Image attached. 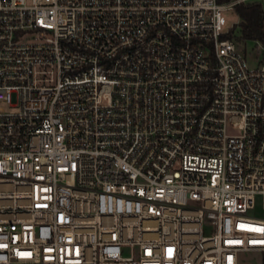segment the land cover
<instances>
[{
  "label": "built area",
  "instance_id": "built-area-1",
  "mask_svg": "<svg viewBox=\"0 0 264 264\" xmlns=\"http://www.w3.org/2000/svg\"><path fill=\"white\" fill-rule=\"evenodd\" d=\"M248 0H0V264L264 254V66Z\"/></svg>",
  "mask_w": 264,
  "mask_h": 264
},
{
  "label": "rangeland",
  "instance_id": "rangeland-1",
  "mask_svg": "<svg viewBox=\"0 0 264 264\" xmlns=\"http://www.w3.org/2000/svg\"><path fill=\"white\" fill-rule=\"evenodd\" d=\"M246 3H260L264 14V0H248ZM226 20L225 29L234 28L233 36L238 38L239 16L234 9L223 11ZM240 52L245 56L247 63L253 67L264 66V44L260 42L244 41L236 45ZM254 217L261 218L264 215L259 211L255 212ZM264 218V217H263ZM241 264H264V254H243L241 255Z\"/></svg>",
  "mask_w": 264,
  "mask_h": 264
},
{
  "label": "trees",
  "instance_id": "trees-1",
  "mask_svg": "<svg viewBox=\"0 0 264 264\" xmlns=\"http://www.w3.org/2000/svg\"><path fill=\"white\" fill-rule=\"evenodd\" d=\"M233 0H217L219 4H226ZM239 16V37L233 36L234 28L231 29L229 38L239 44L241 41H253L264 44V14L260 3H245L235 5L233 8Z\"/></svg>",
  "mask_w": 264,
  "mask_h": 264
}]
</instances>
